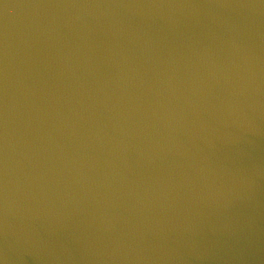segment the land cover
Instances as JSON below:
<instances>
[{"label":"water","instance_id":"95a60500","mask_svg":"<svg viewBox=\"0 0 264 264\" xmlns=\"http://www.w3.org/2000/svg\"><path fill=\"white\" fill-rule=\"evenodd\" d=\"M0 264H264V0H0Z\"/></svg>","mask_w":264,"mask_h":264}]
</instances>
